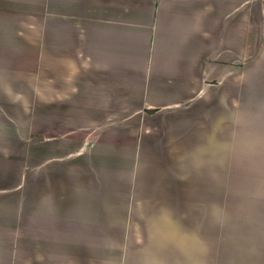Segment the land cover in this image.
<instances>
[{"label": "crops", "instance_id": "crops-1", "mask_svg": "<svg viewBox=\"0 0 264 264\" xmlns=\"http://www.w3.org/2000/svg\"><path fill=\"white\" fill-rule=\"evenodd\" d=\"M26 3L0 0V171ZM54 4L0 264H264V0Z\"/></svg>", "mask_w": 264, "mask_h": 264}, {"label": "rangeland", "instance_id": "rangeland-1", "mask_svg": "<svg viewBox=\"0 0 264 264\" xmlns=\"http://www.w3.org/2000/svg\"><path fill=\"white\" fill-rule=\"evenodd\" d=\"M27 1L26 8V21L30 30L28 31L31 40V51L24 47V42H18L16 53V107H15V147L14 158L3 160L1 158V175L8 177L18 178V175L25 172V166L31 161L39 158V145H40V116L36 110H39L38 102L32 97L31 94L36 95L39 89L40 72V35L46 32L45 19L52 18L51 14L54 10V0H22ZM47 4V6H46ZM21 8V7H20ZM46 9L48 10L46 12ZM54 20V19H53ZM51 22V20H48ZM48 32L51 29H47ZM29 40V39H28ZM27 46V44H26ZM45 56V55H44ZM45 60V57H44ZM54 58H48V64ZM46 62V60H45ZM31 108V110H30ZM36 109V110H34ZM4 139L1 134L0 140ZM32 149V151L30 150ZM7 151V148L5 149ZM28 163V164H27ZM34 163V162H33ZM32 163V164H33ZM12 183V182H11ZM9 182H1V187L8 186ZM1 188V189H2Z\"/></svg>", "mask_w": 264, "mask_h": 264}]
</instances>
